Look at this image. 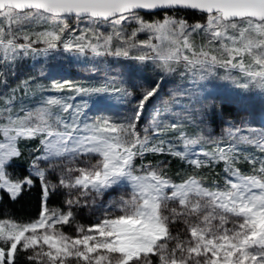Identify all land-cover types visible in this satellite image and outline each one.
<instances>
[{"label": "snow or ice", "instance_id": "snow-or-ice-1", "mask_svg": "<svg viewBox=\"0 0 264 264\" xmlns=\"http://www.w3.org/2000/svg\"><path fill=\"white\" fill-rule=\"evenodd\" d=\"M0 264H264V0H0Z\"/></svg>", "mask_w": 264, "mask_h": 264}]
</instances>
